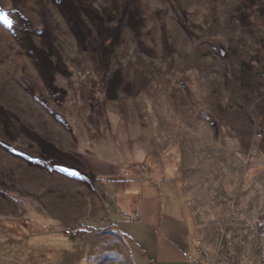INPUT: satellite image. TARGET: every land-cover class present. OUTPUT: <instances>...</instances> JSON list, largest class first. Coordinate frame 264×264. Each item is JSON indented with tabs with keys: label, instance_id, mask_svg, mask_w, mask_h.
<instances>
[{
	"label": "rangeland",
	"instance_id": "obj_1",
	"mask_svg": "<svg viewBox=\"0 0 264 264\" xmlns=\"http://www.w3.org/2000/svg\"><path fill=\"white\" fill-rule=\"evenodd\" d=\"M96 155L181 173L116 200L135 264H264V0H0V264H80L42 195Z\"/></svg>",
	"mask_w": 264,
	"mask_h": 264
},
{
	"label": "crops",
	"instance_id": "obj_2",
	"mask_svg": "<svg viewBox=\"0 0 264 264\" xmlns=\"http://www.w3.org/2000/svg\"><path fill=\"white\" fill-rule=\"evenodd\" d=\"M93 159L96 160L95 163H92L87 170L92 174V183L85 180L87 171L83 175L49 172L52 173L51 175L49 174L51 177L48 179L50 185L45 182L42 185L43 189L49 185L52 190H50L51 193L42 195V221L50 223L52 226L64 224L82 227V236L79 238L78 245L79 247H84L85 254L80 264H135L132 252L124 239L125 236L121 234L115 224H111L114 218L124 219L130 217L128 215L130 210L124 208L123 204H117L116 200L121 201L126 197L132 198V207L135 211L138 203L143 200L140 196L141 190L139 186L145 185V191L151 192L148 194L151 197V201L155 200V203L149 209L154 214L158 212L157 201L161 195L157 193L153 186L156 185L155 181L164 180L168 176L178 178L179 181H176L175 184L173 182L166 184V191L171 196V199L167 200V208L173 210L175 203H171V201L174 197H181L183 199V208L185 210L188 208L191 212L185 197L179 193L178 186L181 183V173L174 172L168 175L166 166L162 161H159L158 163L163 168L160 173L155 171V169L158 170V163L153 162L154 171L150 176L149 174L146 176L137 174L136 177L128 176L126 178L125 175H121L117 180H113L110 178L111 168L104 156L96 155ZM128 188L133 189L132 193L129 192ZM161 206L163 208L164 202L159 205V209H161ZM174 216L178 215L174 214ZM183 218L178 216L176 220L182 221ZM177 221L171 218L166 220L169 230L175 231L178 228L179 223ZM201 229L200 237L204 243V232ZM168 246L171 252H176L177 248L172 242H168ZM206 252L203 256V264H205Z\"/></svg>",
	"mask_w": 264,
	"mask_h": 264
},
{
	"label": "built area",
	"instance_id": "obj_3",
	"mask_svg": "<svg viewBox=\"0 0 264 264\" xmlns=\"http://www.w3.org/2000/svg\"><path fill=\"white\" fill-rule=\"evenodd\" d=\"M62 232L64 233V235L76 239L81 236L82 227L81 226L65 227L63 228Z\"/></svg>",
	"mask_w": 264,
	"mask_h": 264
},
{
	"label": "trees",
	"instance_id": "obj_4",
	"mask_svg": "<svg viewBox=\"0 0 264 264\" xmlns=\"http://www.w3.org/2000/svg\"><path fill=\"white\" fill-rule=\"evenodd\" d=\"M85 180H87L89 183H92L93 182V177H92V174L87 171L85 173ZM264 225V219H263V224L260 226V229L261 227ZM262 239V231H260V240Z\"/></svg>",
	"mask_w": 264,
	"mask_h": 264
}]
</instances>
